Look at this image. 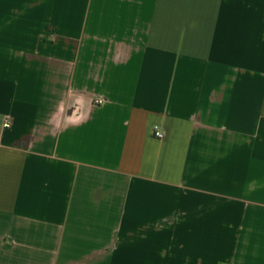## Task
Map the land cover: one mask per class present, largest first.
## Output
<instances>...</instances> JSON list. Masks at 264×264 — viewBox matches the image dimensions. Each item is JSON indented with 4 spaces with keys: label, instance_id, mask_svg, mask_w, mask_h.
Returning a JSON list of instances; mask_svg holds the SVG:
<instances>
[{
    "label": "crops",
    "instance_id": "crops-1",
    "mask_svg": "<svg viewBox=\"0 0 264 264\" xmlns=\"http://www.w3.org/2000/svg\"><path fill=\"white\" fill-rule=\"evenodd\" d=\"M0 264H264V0H0Z\"/></svg>",
    "mask_w": 264,
    "mask_h": 264
},
{
    "label": "built area",
    "instance_id": "built-area-1",
    "mask_svg": "<svg viewBox=\"0 0 264 264\" xmlns=\"http://www.w3.org/2000/svg\"><path fill=\"white\" fill-rule=\"evenodd\" d=\"M103 102H105V100H96L95 103L97 104H102ZM3 127L4 128H9L10 127V123L8 120H6L4 123H3ZM153 136L157 139H160L163 137V134L161 132H159V130L155 127L154 130H153Z\"/></svg>",
    "mask_w": 264,
    "mask_h": 264
}]
</instances>
